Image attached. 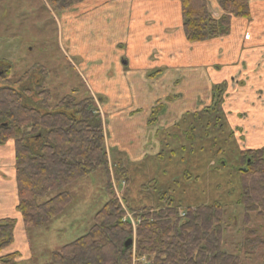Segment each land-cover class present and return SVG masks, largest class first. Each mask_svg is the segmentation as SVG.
I'll return each instance as SVG.
<instances>
[{
	"label": "rangeland",
	"instance_id": "rangeland-1",
	"mask_svg": "<svg viewBox=\"0 0 264 264\" xmlns=\"http://www.w3.org/2000/svg\"><path fill=\"white\" fill-rule=\"evenodd\" d=\"M263 1L250 0L249 9L254 12L252 17L238 21L233 35L224 44L230 43L233 47L264 44ZM93 3L88 1L85 4L89 8L86 16L81 15V7L76 9L79 6L76 3L75 7L72 5L60 11L54 9L48 0H0V70L9 69V82L5 85H12L27 71H32L28 85L32 86L34 81L43 78L52 96V106L66 95H73L76 100L89 98L95 84L91 73H86L85 65L93 60L94 46L101 39L100 36H104L103 40L109 36L108 26L105 32L99 27L101 14ZM229 54L224 53L221 59L213 62V71L215 74L228 72L230 88L239 78L242 86V79L247 74L241 72L243 65L236 58L237 52L229 62H224L229 59ZM228 64L231 66L224 70L223 67ZM250 71L252 76L247 86L241 88L240 92L234 90L235 94L230 91L232 96L229 99L232 102L227 108L229 117L220 110L225 96L223 90L219 103H216L213 95L214 100L204 107L208 112L196 116L194 112H190L189 116L184 115V123H179V129L176 127L171 132H168L170 129L161 132L158 125L156 130L159 128L160 132L156 136L158 140L161 139V148L149 149V155L138 166L121 163L125 170L129 168L130 178L128 174L125 178L116 175L118 164L114 161L119 157L125 160V142L135 143L133 138L136 132L128 133L130 127L123 132L120 130V142L112 143L111 160L108 157L106 171L96 169L66 187L65 190L72 197L70 207L48 225L27 229L32 258H27L22 241L17 239L16 263L49 264L53 252L88 233L93 224V215L109 199L106 193L109 180L114 196L120 198L126 218L130 221L132 218L128 209L164 208L160 201V195L164 193L172 198L180 217L187 208L221 203L226 208L222 225L228 226L222 238L224 251L239 256L244 264H264V217H252L248 226L256 231L249 238L260 241L256 248L253 250L241 244L246 236L242 231L243 208L239 204L240 151L264 148V113L260 111V108H264V99L258 103V97L261 98L258 94L264 91V81L255 76L253 69ZM107 83L110 82L106 78L104 84ZM112 90L109 84L104 87L105 92L111 93ZM93 103L103 124L104 114L98 102L93 100ZM193 104L195 102L189 100L181 103V108L186 106L189 112ZM215 104L217 107L212 111ZM243 111H251L250 117H245ZM239 122H243L241 126L244 125L246 130L240 126L237 131ZM111 137L114 139L116 133L113 136L110 132L106 133V141ZM155 152H160V155L154 156ZM16 199L12 179L8 175H0V220L14 219L11 215L13 211L18 213ZM134 262L133 259L131 264Z\"/></svg>",
	"mask_w": 264,
	"mask_h": 264
},
{
	"label": "trees",
	"instance_id": "trees-1",
	"mask_svg": "<svg viewBox=\"0 0 264 264\" xmlns=\"http://www.w3.org/2000/svg\"><path fill=\"white\" fill-rule=\"evenodd\" d=\"M78 1L48 0L60 11ZM179 1L182 32L190 44L226 37L233 18L250 15L249 0H215L222 13L217 18L209 12L207 0ZM31 78L32 71H27L5 85L9 69L0 70V146L13 141L16 210L26 230L42 228L62 215L72 203L66 187L96 169L106 171L108 161L93 99L66 95L52 106L44 79L29 86ZM224 87L214 86L216 103ZM239 159V204L246 236L241 244L254 250L260 241L249 238L256 231L248 226L252 217H264V148L240 151ZM117 164L116 175L125 178V168ZM106 193L109 199L93 215L89 232L53 252L49 264H131L133 259L134 264H244L223 249L228 226L222 225L226 208L221 203L187 208L180 217L164 193L160 195L164 208L128 209L132 223L109 180ZM14 227V219L0 220V264H18L17 253L2 254L13 241Z\"/></svg>",
	"mask_w": 264,
	"mask_h": 264
},
{
	"label": "crops",
	"instance_id": "crops-1",
	"mask_svg": "<svg viewBox=\"0 0 264 264\" xmlns=\"http://www.w3.org/2000/svg\"><path fill=\"white\" fill-rule=\"evenodd\" d=\"M88 1H94L93 7L101 14L98 22L100 29L105 32V28H109V36L103 40L104 36L101 35V39L96 42L93 60L86 63L88 67L85 65V69L86 73H91L95 84L89 97L98 102L99 109L104 114L105 148L110 160L112 146L115 142H120V130L123 132L124 129L127 130L126 127H130L128 133L136 132V138H133L135 143L127 140L125 142L126 161L119 157L114 161L116 164L138 166L141 160L149 155V149L159 150L161 139L158 140L156 136L160 132L159 128L156 130L158 125L161 132H164V129H170L168 132H171L174 128L181 127L184 123L182 118L189 116L190 112H194L195 116L208 112L204 107L214 100V86L225 84V96L220 110L229 117L227 108L231 106L229 102H232L229 99L232 96L230 91L235 94V91L240 92L241 88L247 86L252 76L250 70L253 69L255 76L264 81V44H251L250 47L224 44L233 35V28H236L237 22L241 20L239 18L232 19L228 36L190 44L182 32L179 0H80L75 5H79L77 10L81 7V15L87 16L89 8L85 4ZM207 3L209 12L214 17L221 16V10L215 0H207ZM262 3L264 4V1ZM252 13L254 12H250L247 19L252 17ZM239 32L244 34L241 30ZM235 52L236 58L243 65L241 72L247 75L242 79V86L239 78L234 82L233 88H230V74H215L213 62L221 59L224 53H230L229 59L224 61L227 63ZM230 66L228 64L223 68L228 70ZM106 78L110 83L104 84ZM108 84L113 87L111 93L104 91ZM258 95L261 96L258 97L260 104L264 99V91ZM189 100H193L195 104L188 112L186 106L181 108V103ZM262 102L264 107V100ZM260 111L264 113V108H260ZM243 112L241 114L245 117H250L251 111ZM242 123H238L240 125L237 131ZM241 127L246 130L244 125ZM109 132L112 136L116 133V137L106 141V133ZM178 147L180 148V145ZM153 155L159 156L160 152ZM7 165L9 167H6ZM126 168L130 178V170ZM0 175H8L12 179L16 192L12 140L0 146ZM11 216L16 221L13 241L2 254L17 253L19 239L24 245L27 258H32L28 230L24 228L20 214L13 211Z\"/></svg>",
	"mask_w": 264,
	"mask_h": 264
},
{
	"label": "bare ground",
	"instance_id": "bare-ground-1",
	"mask_svg": "<svg viewBox=\"0 0 264 264\" xmlns=\"http://www.w3.org/2000/svg\"><path fill=\"white\" fill-rule=\"evenodd\" d=\"M28 92V91H27Z\"/></svg>",
	"mask_w": 264,
	"mask_h": 264
}]
</instances>
